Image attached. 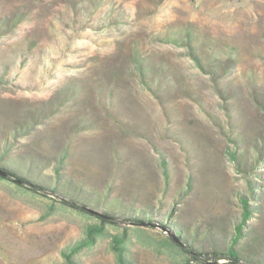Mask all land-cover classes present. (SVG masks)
<instances>
[{"label":"rangeland","instance_id":"1","mask_svg":"<svg viewBox=\"0 0 264 264\" xmlns=\"http://www.w3.org/2000/svg\"><path fill=\"white\" fill-rule=\"evenodd\" d=\"M0 164L117 220L0 177V264H264V0H0Z\"/></svg>","mask_w":264,"mask_h":264},{"label":"trees","instance_id":"2","mask_svg":"<svg viewBox=\"0 0 264 264\" xmlns=\"http://www.w3.org/2000/svg\"><path fill=\"white\" fill-rule=\"evenodd\" d=\"M188 38V37H187ZM188 44L189 46L192 48V56L197 60L198 64L200 67H205L208 70H210L211 72L216 73V69L219 66L217 61H213L210 65H206L204 62L206 61V58L204 56H201L200 54H198V52L196 51V44L191 42V39L188 38ZM135 59V62L137 63V71H138V75H139V82L143 85H145V87L147 89H149V91L151 92H155L156 93V88H158V91H160L159 88H162L164 86L165 81L163 80L164 78H158V82L159 84L156 86L155 83H152V80L149 78L151 71V68L149 66V62H146V59L142 56L137 55ZM0 167L5 170L7 172L6 176H2L0 175V177L2 179H8V180H13L16 181L18 183L21 184H28L29 188L32 189L33 191L39 192V191H44L45 193H51L57 196V198H59V201L66 205L69 206L71 208H74L76 210H79L80 212L89 214V215H95L97 217H99L101 219L102 222H111V223H117V220L115 217L108 215V214H103L102 212H100L99 210L92 208L89 206V204L87 202H83L80 201L74 197H70L64 193L59 192L58 188H51L48 186H45L41 183H34L32 182L29 178L26 177H19L14 171L3 167L0 164ZM243 202V207H244V218H243V222H241L237 228H236V237L239 238L241 236L242 230H243V224L244 221L246 219H248L250 217V215L252 214V210H251V206L249 205L247 199L243 198L242 199ZM129 220H132L131 222L133 224H140L143 223L145 225H156L155 220L152 218H145V217H134V218H128ZM164 222H162L160 225L164 228ZM171 229V228H169ZM172 230V229H171ZM101 231V228L97 229H89L88 230V238L80 241L79 243H77L70 252H64V257H65V261L62 264H73V258L72 255L76 252H78L80 249H82L83 247L92 244L94 242V239L97 235V232ZM173 231V230H172ZM176 236L178 237V241H176L173 237L169 238V246L174 247L178 250H180L181 252L185 253L187 256H190L191 258L195 259V260H201L202 257H206L207 259L211 257L212 263H217L218 259L220 258H226L228 259L227 262H225L226 264H241L242 262V258L239 254V252H237L233 246H231L229 248V250L226 253H219V252H213L211 254L209 253H203L200 252L199 250L193 248L191 245H189L184 238H182V236L178 233H175ZM209 262V261H208ZM189 264V263H188Z\"/></svg>","mask_w":264,"mask_h":264},{"label":"water","instance_id":"3","mask_svg":"<svg viewBox=\"0 0 264 264\" xmlns=\"http://www.w3.org/2000/svg\"><path fill=\"white\" fill-rule=\"evenodd\" d=\"M0 175H2V176H6V175H7V172H6L5 170H3L1 167H0ZM169 231H170V230H169ZM170 233H171L172 237H173L176 241L179 240L175 233H173L172 231H170Z\"/></svg>","mask_w":264,"mask_h":264}]
</instances>
